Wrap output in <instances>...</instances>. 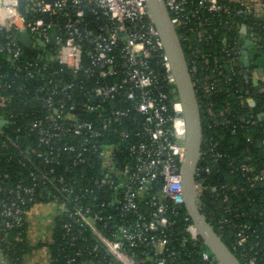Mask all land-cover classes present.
<instances>
[{
    "label": "built area",
    "instance_id": "obj_1",
    "mask_svg": "<svg viewBox=\"0 0 264 264\" xmlns=\"http://www.w3.org/2000/svg\"><path fill=\"white\" fill-rule=\"evenodd\" d=\"M164 1L176 28L188 25L193 18H197V28L205 25L207 22L198 18L201 9L234 16L245 15L261 21L264 8V0H231L232 4L221 3V0H197L195 4L193 0ZM241 27L246 29L247 40L251 42L249 53L254 46L264 49V28ZM0 29L6 32L5 41L0 39V57L13 62L19 59L23 49L17 35L27 31L46 43L45 48L34 43L28 47L32 45L31 49L41 51L42 59L67 69L73 77L77 76L76 84L69 82L61 85L62 98L55 99V91L47 94L45 104L49 127L42 129L38 141L53 147L64 131L80 136L79 143L65 142L57 147L70 160L64 169L70 174L76 166L88 161L87 151L97 152L101 163L94 182L98 189L107 192V196L96 204L85 200L93 189L87 185L78 186L75 176L52 175L53 168L37 178L39 185L51 195V201L56 202L70 217V222L64 224L65 233H75L71 231L72 226L80 225L87 228L94 238L92 245L84 247L83 253L78 250L76 254H85L92 262L96 258L99 264H146L149 251L161 256L167 239L154 232L170 220L167 215L169 208H184L182 161L186 126L182 104L174 91L175 79L151 20L147 0H25L23 12L18 10L17 0H0ZM11 30H16L17 34L12 35ZM203 35L201 29L196 33L197 38ZM182 39L189 40V37L184 35ZM49 46L53 49L49 50ZM242 49L240 44L224 49L227 58L225 66L229 70H233L238 62L243 64L240 61ZM203 58L208 64V58ZM153 60L161 71L155 70ZM252 65L251 60L250 66L243 64L246 71L253 73L254 85L264 92V82L257 83V67ZM261 67L264 75V60ZM16 68H26L29 75H34L33 62L27 61L24 68L18 65ZM218 75L219 72L206 75L205 91L214 90ZM76 89L82 93L79 100L73 99ZM9 98L10 95H2L0 90V106H4ZM0 120H5L4 124L14 123L2 114ZM125 122L131 125L139 123L141 133L134 134ZM122 123L124 127L115 128ZM29 126L30 129L41 128V122L32 121ZM106 133L114 136L115 140L103 142L99 147L90 146L94 139L102 138ZM119 150L121 158L117 157ZM30 151L34 152V148ZM220 156V153L215 154V158ZM55 160L56 163L60 161L57 157ZM241 170L247 173L252 184H264V169L242 164ZM197 172L198 167L194 183L196 201L206 188L203 179L197 178ZM210 190L215 192L217 187L211 186ZM8 192L9 196H4L0 184V240L6 242L10 241L9 231L22 229L28 205L34 203L38 196L34 185L20 183ZM148 194L150 198L146 203L153 209L146 214L139 202ZM93 200L96 198L93 197ZM76 231L81 233L79 228ZM186 231L191 239L200 240L192 222L186 226ZM69 239L73 241L75 235ZM246 240L247 235L241 229L237 234V245L244 246ZM140 246L144 248L137 255L133 248ZM46 252V264H51L47 247ZM201 257L220 264L207 248L201 251ZM4 258L7 260L6 256ZM71 260L74 258L68 262ZM86 263L87 260L82 262ZM149 264L163 263L151 258ZM243 264L259 263L255 256L250 255Z\"/></svg>",
    "mask_w": 264,
    "mask_h": 264
},
{
    "label": "trees",
    "instance_id": "obj_2",
    "mask_svg": "<svg viewBox=\"0 0 264 264\" xmlns=\"http://www.w3.org/2000/svg\"><path fill=\"white\" fill-rule=\"evenodd\" d=\"M196 2L197 0H193L194 4ZM221 3L232 4V1L221 0ZM198 15L199 19L207 22L202 27L197 28V18H193L188 25L176 28L191 70L201 116L202 143L197 178L203 179L206 188L198 196L197 204L208 222L242 263L246 262L248 256L253 255L259 264H264V184H252L247 173L241 170L242 164L264 169V92L254 85L253 73L246 71L242 63L238 62L233 70L226 68L227 58L224 51L226 46L234 48L239 45L242 25L249 29L262 30L264 22L245 15L214 13L206 9H201ZM199 29L204 31V35L197 38ZM10 32L14 36L17 34L16 30ZM5 34V30L0 29L2 41H5ZM184 35L189 40H183ZM20 45L23 53L19 59L13 62L6 57H0V84L3 87L0 90L2 95H10L4 106H0V114L7 120L14 121L13 124L0 125V184L5 192L3 195L9 196V189L20 183L34 185L38 195L34 203L51 201V195H48L45 187L39 185L37 178L53 168L52 175L75 176L79 181L78 186L87 185L93 189L85 200H92L93 204L102 202L107 192L98 189L94 182L101 163L97 152L87 151L88 161L76 166L69 174L64 165L69 164L70 160L57 147L65 142L79 143L81 137L64 131L61 133L62 138L53 147L38 141L42 136V129L49 127L45 104L47 94L55 91L53 97L62 98L61 85L69 82L76 84L77 76L73 77L67 69L42 59L40 50ZM51 48L49 46L48 49ZM260 51L264 60V49L260 48ZM202 55L208 58V64H205ZM154 60L153 67L161 71L159 66L154 65ZM27 61L34 63L33 76L24 68ZM16 65L24 69L18 70ZM55 70L57 72L53 73ZM216 72H219L216 87L209 92L205 91L203 86L206 75ZM91 82L93 83V78ZM263 82L264 75L258 74L257 83ZM55 85L58 86L53 90ZM164 90L169 91L167 88ZM73 93L74 100H79L82 96L78 89ZM32 121H40L41 128L30 129L29 123ZM125 123L127 128L133 129L134 134L141 133L139 123ZM64 125L66 126L65 123ZM122 127L124 123L115 126L118 130ZM134 137L137 138L136 135ZM112 140H115L114 136L106 133L102 138L94 139L90 146L99 147L103 142ZM4 142L5 146L2 145ZM31 148H34V152L30 151ZM120 152H117L118 158L122 156ZM216 153L221 156L215 158ZM56 157L60 159L59 163L55 162ZM211 186H216L217 190L211 191ZM149 198V194L145 195L139 202L146 214L153 209L146 203ZM167 215L170 220L154 232L166 237V249L159 257L149 251L146 264L150 263L151 258H157L163 264H216L215 261L202 259L201 251L207 247L201 240L191 239L187 233L186 226L192 221L185 209L175 206L168 209ZM70 220L65 212H61L55 219L51 240L37 242L34 248L47 247L51 254V264H82L85 260L86 264H99L96 258L90 263L85 254H76L78 250L83 253L84 247L94 243V238L87 228L80 225L72 226L71 231L75 233H65L64 224ZM78 228L81 233H77ZM241 229L247 235L244 246L237 245V234ZM72 235H75V239L70 241ZM8 236L9 242L0 240V249L8 264H23L25 254L33 248L26 236V222L21 230L9 231ZM142 248L144 247H135L133 251L139 255ZM72 258L74 260L68 262Z\"/></svg>",
    "mask_w": 264,
    "mask_h": 264
},
{
    "label": "water",
    "instance_id": "obj_3",
    "mask_svg": "<svg viewBox=\"0 0 264 264\" xmlns=\"http://www.w3.org/2000/svg\"><path fill=\"white\" fill-rule=\"evenodd\" d=\"M25 0H17V8L24 11ZM147 6L151 20L162 41L163 50L169 61L172 74L175 79L174 91L176 92L183 108V116L186 126L184 142V156L182 161V194L184 197L183 206L195 226L200 240L211 252L220 264H243L234 252L221 239L213 226L208 222L204 213L198 207L195 194V179L198 162L201 155L202 126L200 108L197 100L196 90L192 79L191 71L182 47L181 40L176 27L171 22L170 13L164 0H147ZM47 19V15H44ZM17 40L28 47L31 43L42 48L46 43L27 31H21ZM246 41L241 51L240 61L245 66H250L248 46ZM253 65L262 72V54L260 48L254 46L250 49ZM227 68V66H226ZM77 112L76 110H74ZM5 120H0V125ZM92 263V261L90 262Z\"/></svg>",
    "mask_w": 264,
    "mask_h": 264
},
{
    "label": "crops",
    "instance_id": "obj_4",
    "mask_svg": "<svg viewBox=\"0 0 264 264\" xmlns=\"http://www.w3.org/2000/svg\"><path fill=\"white\" fill-rule=\"evenodd\" d=\"M262 20L264 22V8L262 10ZM247 40V32L244 27L240 28V38L238 43L244 45ZM32 47V45L30 46ZM250 60L252 62L251 54L249 53ZM252 67H254L252 65ZM255 78L258 77V68L255 70ZM62 210L60 206L54 201H39L33 203L28 207L26 213V236L29 244L33 246L32 250L25 254L23 264H46L48 260V254L46 247L42 246L34 248V244L37 242L50 241L52 237V230L55 224L56 217L61 214ZM4 253L0 249V264H8V261L4 258Z\"/></svg>",
    "mask_w": 264,
    "mask_h": 264
}]
</instances>
